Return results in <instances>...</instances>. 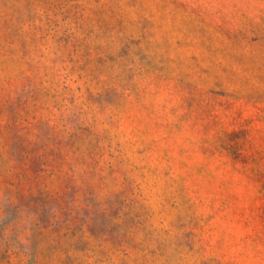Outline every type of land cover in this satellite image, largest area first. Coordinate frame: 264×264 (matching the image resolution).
I'll use <instances>...</instances> for the list:
<instances>
[{
    "label": "rangeland",
    "instance_id": "rangeland-1",
    "mask_svg": "<svg viewBox=\"0 0 264 264\" xmlns=\"http://www.w3.org/2000/svg\"><path fill=\"white\" fill-rule=\"evenodd\" d=\"M0 264H264V0H0Z\"/></svg>",
    "mask_w": 264,
    "mask_h": 264
}]
</instances>
